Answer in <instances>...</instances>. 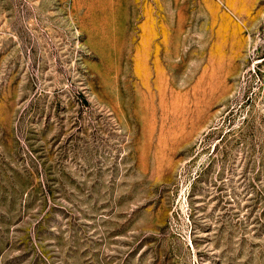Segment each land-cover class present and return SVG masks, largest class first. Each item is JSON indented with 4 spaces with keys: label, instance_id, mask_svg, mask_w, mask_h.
Here are the masks:
<instances>
[{
    "label": "rangeland",
    "instance_id": "1",
    "mask_svg": "<svg viewBox=\"0 0 264 264\" xmlns=\"http://www.w3.org/2000/svg\"><path fill=\"white\" fill-rule=\"evenodd\" d=\"M0 264H264V0H0Z\"/></svg>",
    "mask_w": 264,
    "mask_h": 264
}]
</instances>
